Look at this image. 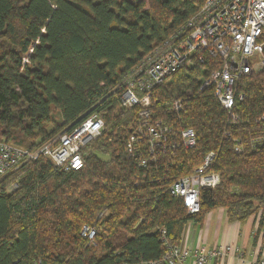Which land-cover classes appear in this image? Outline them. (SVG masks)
<instances>
[{
	"label": "trees",
	"instance_id": "trees-1",
	"mask_svg": "<svg viewBox=\"0 0 264 264\" xmlns=\"http://www.w3.org/2000/svg\"><path fill=\"white\" fill-rule=\"evenodd\" d=\"M205 1L0 0V139L34 150L87 117L104 120L82 168L40 156L0 179V264H140L181 246L188 223L212 210L240 222L264 210V71L238 79L244 98L229 110L214 85L202 88L222 60L194 52L153 88L147 122L121 102L123 76ZM150 124L167 128L160 141ZM210 155L205 173L218 183L200 187L190 213L171 187Z\"/></svg>",
	"mask_w": 264,
	"mask_h": 264
},
{
	"label": "built area",
	"instance_id": "built-area-1",
	"mask_svg": "<svg viewBox=\"0 0 264 264\" xmlns=\"http://www.w3.org/2000/svg\"><path fill=\"white\" fill-rule=\"evenodd\" d=\"M194 52H198L197 58L201 60L204 59L203 53L222 60L221 68L211 74L202 88L214 85L215 94L222 106L234 109L237 98H244V94L237 96L236 93L238 79L264 71V0H206L184 27L168 37L123 76V106L140 105V115L147 122L153 88L169 81L181 67L191 65ZM254 57L259 60L255 61ZM175 107L180 108L178 102H175ZM233 118L236 116L233 115ZM103 128L102 118L90 116L72 130L57 135L34 150L0 139V179L40 156L49 157L56 166L65 170L80 169L84 166V147L97 138ZM165 131L167 128L160 125L150 124L147 127L149 135L157 141H160V136ZM182 139L186 147L194 146L195 131L192 128L184 130ZM131 140L134 141L135 137ZM132 149L130 143L129 150ZM211 156L193 175L177 180L171 187L172 194L183 199L190 213H197L201 209L200 187L215 186L218 183L219 177L216 174L205 173ZM83 234L93 238L96 231L85 226ZM231 248L209 249L203 246L191 249L168 245V250L161 258L140 264H180L189 257H193L196 264H206L220 258ZM252 264H264V256Z\"/></svg>",
	"mask_w": 264,
	"mask_h": 264
},
{
	"label": "crops",
	"instance_id": "crops-1",
	"mask_svg": "<svg viewBox=\"0 0 264 264\" xmlns=\"http://www.w3.org/2000/svg\"><path fill=\"white\" fill-rule=\"evenodd\" d=\"M262 218L264 210L244 222L229 220L225 208L212 210L202 222L188 223L181 246L191 249L203 246L209 249L231 246L229 252L206 264H252L264 256ZM180 264L196 262L193 257H189Z\"/></svg>",
	"mask_w": 264,
	"mask_h": 264
},
{
	"label": "rangeland",
	"instance_id": "rangeland-1",
	"mask_svg": "<svg viewBox=\"0 0 264 264\" xmlns=\"http://www.w3.org/2000/svg\"><path fill=\"white\" fill-rule=\"evenodd\" d=\"M253 59H254L255 61H258V60H259V59H257V57H254Z\"/></svg>",
	"mask_w": 264,
	"mask_h": 264
}]
</instances>
